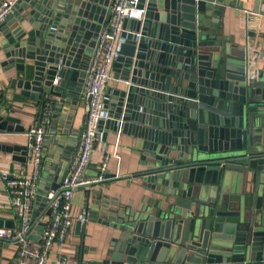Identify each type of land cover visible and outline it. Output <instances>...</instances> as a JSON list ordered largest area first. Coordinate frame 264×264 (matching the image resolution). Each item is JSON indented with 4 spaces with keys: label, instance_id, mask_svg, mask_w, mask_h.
Wrapping results in <instances>:
<instances>
[{
    "label": "water",
    "instance_id": "1",
    "mask_svg": "<svg viewBox=\"0 0 264 264\" xmlns=\"http://www.w3.org/2000/svg\"><path fill=\"white\" fill-rule=\"evenodd\" d=\"M110 4L18 0L17 25L3 27L17 100L38 102L40 118L53 104L46 139L54 156L38 186L47 215L50 187H61L79 144L82 130L72 121ZM226 8L225 0H148L146 20L133 23L143 36L139 45L128 39L114 65L124 69L116 74L115 115L142 140V168L126 178L135 179L137 202L90 191L88 218L78 222L111 229L101 264H264V52L250 41L232 46L233 38L219 33ZM18 121L0 114V131L24 130ZM119 179L108 170L91 186ZM37 215L35 205V239L47 223Z\"/></svg>",
    "mask_w": 264,
    "mask_h": 264
},
{
    "label": "built area",
    "instance_id": "2",
    "mask_svg": "<svg viewBox=\"0 0 264 264\" xmlns=\"http://www.w3.org/2000/svg\"><path fill=\"white\" fill-rule=\"evenodd\" d=\"M18 0H0V34L8 16L14 12ZM148 13V0H111L108 14L110 20H104L93 53L84 69L85 78L82 97L86 102V119L79 137L78 148L75 151L69 168V173L59 189L48 192L51 201L49 220L45 225L40 243H33L32 234L36 233L33 226L34 202L38 196L40 169L44 160V147L47 134L50 132L53 104L48 101L39 122L28 129V143L24 149L25 165L22 170L13 174H4L6 188L15 211L17 223L14 227H0V239L12 241L18 245V252L13 264H48L50 253L56 243L62 244L74 221L84 223L88 218L87 209L78 214L73 210L75 191L88 186L92 181L104 178L108 168L110 154L103 150L98 176L94 180L85 177L86 170L96 152V144L105 138V130L112 128L110 122L116 121L118 130H124L123 117H116V89L107 90L108 84L114 80L122 81L113 74L115 63L122 56L124 43L134 38L138 43L143 36L142 27L136 30L133 23H142ZM246 13H249L246 11ZM107 16V14H106ZM117 72L116 74H120ZM57 82V79L56 81ZM130 84V81L127 82ZM110 127V128H109ZM31 166V171H29ZM65 255L60 254L55 264H67Z\"/></svg>",
    "mask_w": 264,
    "mask_h": 264
},
{
    "label": "crops",
    "instance_id": "3",
    "mask_svg": "<svg viewBox=\"0 0 264 264\" xmlns=\"http://www.w3.org/2000/svg\"><path fill=\"white\" fill-rule=\"evenodd\" d=\"M225 3L227 8L224 9L223 14L224 26L219 29V33L227 36V38H233L232 46H239L247 41L253 42L254 50L262 54L264 52V0H225ZM246 11L249 13H246ZM14 16H16L15 11L8 16L3 27L8 26L7 28L14 29L17 25V22L13 23ZM251 31L255 33L254 36L250 34ZM4 42L3 30L0 34V114H10L18 119V122L24 127V130L20 129L12 133L0 131V144H2V147H0V220H2V225L8 224V226L14 227L17 218L7 192L4 174H13L17 170L23 169L25 165L24 149L28 143L27 132L30 126L39 122L40 107L38 102L29 100V98H26L24 102L17 100V94L20 90L12 85L13 79L17 77V71L15 67L5 64L7 58L4 54ZM131 50V46H128L126 52ZM262 62L263 59H260V63ZM123 70L121 67H114L113 74L123 73ZM119 83L120 80H112L108 84L107 90L116 89ZM85 107L86 102L80 95L72 121L73 128L83 129L86 119ZM70 111L73 112L72 108H70ZM72 133L77 132L73 131ZM49 134L50 132L47 135ZM136 134L137 132L131 128L119 131L112 127L105 130V138L96 144V152L93 154L85 177L92 181L98 176L103 155L101 153L103 150H107L110 159L106 171L110 170L112 174L120 179L111 182L110 186L108 184L105 186H91L92 183L96 182L92 181L88 186L78 188L73 198L75 214L86 209L88 200L92 199L90 191L98 189L112 196H120L122 203H128L133 199L137 202L134 190L132 191V189H137L134 184L135 179H126L142 168L140 156L137 152L141 139L136 138ZM53 145L54 142L51 141V138L45 140L44 160L40 169L38 186L42 180L50 175L46 162L51 159L52 155L54 156ZM15 148H19V150ZM77 148L78 145L72 148V155H74ZM72 155L71 157H73ZM65 167L66 164L63 168ZM31 169V166H29V171ZM52 187L51 185L50 190H52ZM35 205L38 208L37 216L40 217V221L49 220V215L44 213L46 199L37 196L34 202ZM78 222L77 219L74 221L64 243L54 245L48 264H55V259L60 254L65 255L68 259L67 264H101L105 259L111 248V229L109 226L92 221H87L81 226ZM34 236L35 234H32V241L35 245H38L40 240L35 239ZM0 245L2 256L0 257V264H13V260L17 256L18 245L5 239H0ZM28 264H33V261L29 260Z\"/></svg>",
    "mask_w": 264,
    "mask_h": 264
},
{
    "label": "rangeland",
    "instance_id": "4",
    "mask_svg": "<svg viewBox=\"0 0 264 264\" xmlns=\"http://www.w3.org/2000/svg\"><path fill=\"white\" fill-rule=\"evenodd\" d=\"M164 3H165V0H158V5H159V6L164 5ZM141 141H142V140H140L139 144L141 143Z\"/></svg>",
    "mask_w": 264,
    "mask_h": 264
},
{
    "label": "trees",
    "instance_id": "5",
    "mask_svg": "<svg viewBox=\"0 0 264 264\" xmlns=\"http://www.w3.org/2000/svg\"><path fill=\"white\" fill-rule=\"evenodd\" d=\"M143 47H144V45H143ZM159 66V65H158ZM159 68H160V66H159Z\"/></svg>",
    "mask_w": 264,
    "mask_h": 264
}]
</instances>
